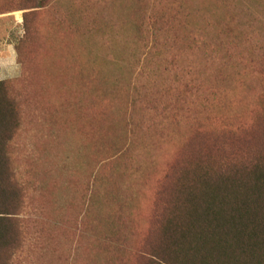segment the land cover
<instances>
[{"label":"rangeland","instance_id":"rangeland-1","mask_svg":"<svg viewBox=\"0 0 264 264\" xmlns=\"http://www.w3.org/2000/svg\"><path fill=\"white\" fill-rule=\"evenodd\" d=\"M5 8H20L0 19V79L13 85L24 117L15 147L27 244L16 264H110V249L140 244L160 181L199 131L257 123L259 134L264 63L246 61L232 78L235 53L230 78L221 89L212 81L198 105L152 86L143 89L149 108L132 95L150 14L177 12V26L211 24L212 34L242 24L257 39L264 0H5ZM112 227L125 243L105 238Z\"/></svg>","mask_w":264,"mask_h":264},{"label":"trees","instance_id":"trees-1","mask_svg":"<svg viewBox=\"0 0 264 264\" xmlns=\"http://www.w3.org/2000/svg\"><path fill=\"white\" fill-rule=\"evenodd\" d=\"M18 9H7L0 0L3 14ZM150 17V41L133 87L136 105L150 107L153 100L143 91L149 86L169 90L174 101L198 105L212 81L221 89L230 78L225 72L236 57L239 64L232 78L240 75L246 61L264 63V32H257L256 39L240 24L238 31L225 26L212 34L211 24L177 26V12ZM248 17L255 26V16ZM168 110L162 105L160 113ZM23 118L19 95L11 82L0 79V264H16L27 244L20 217L26 186L15 147ZM256 124L199 131L189 141L196 147L160 181L161 201L140 244L130 251L122 245L110 249L105 255L110 264H264V118L259 134ZM97 181L107 180L99 176ZM105 235L113 243H125L118 228H109Z\"/></svg>","mask_w":264,"mask_h":264},{"label":"crops","instance_id":"crops-1","mask_svg":"<svg viewBox=\"0 0 264 264\" xmlns=\"http://www.w3.org/2000/svg\"><path fill=\"white\" fill-rule=\"evenodd\" d=\"M3 13L2 12H0V19H2L3 18Z\"/></svg>","mask_w":264,"mask_h":264}]
</instances>
